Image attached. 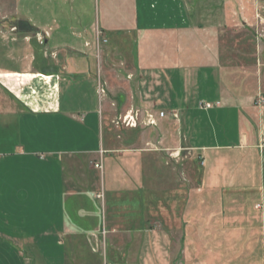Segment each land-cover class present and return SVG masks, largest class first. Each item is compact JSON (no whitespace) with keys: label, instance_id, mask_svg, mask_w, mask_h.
<instances>
[{"label":"crops","instance_id":"1","mask_svg":"<svg viewBox=\"0 0 264 264\" xmlns=\"http://www.w3.org/2000/svg\"><path fill=\"white\" fill-rule=\"evenodd\" d=\"M60 1L25 0L21 13V0H0V264H188L184 240L199 197L204 263L230 264L220 259L222 250L240 246L241 232H252L248 240L261 237L264 196L248 205L235 193L251 184L264 188V108L235 106L226 97L216 77L218 32L254 20L264 0H94L92 20L91 0ZM53 3L73 7L70 27L59 9L47 15L44 7ZM125 37L134 39L133 61L123 66L135 81L134 112L149 111L158 123L144 98L147 72L171 70L173 85L200 84L199 104L215 105L199 109L207 144L188 139L196 103L186 108L190 100L175 89L166 113L184 122L182 138L174 120L167 122L174 128L169 143L155 129L150 134L164 136L158 145L112 147L110 136L103 138L99 84L112 74L106 57L113 49L98 47L100 39ZM214 118L234 120L235 143H219L216 129H207ZM179 162L182 175L171 169ZM251 167L257 175L250 179Z\"/></svg>","mask_w":264,"mask_h":264},{"label":"rangeland","instance_id":"2","mask_svg":"<svg viewBox=\"0 0 264 264\" xmlns=\"http://www.w3.org/2000/svg\"><path fill=\"white\" fill-rule=\"evenodd\" d=\"M57 1V0H54ZM91 7L88 8L87 11L88 15H91V20L93 19V11H94V0H91ZM62 1L56 2V4L61 3ZM55 4H50L49 6H45L44 9L48 12V16L56 15L58 12ZM20 12H25V0H21ZM72 6L66 5V7H62L59 9L60 12L65 15L66 19V28L70 27L69 20H72L73 13H72ZM38 9H43V7H39ZM62 9L64 12H62ZM76 9V8H74ZM260 9V8H259ZM35 10V8H34ZM261 11V15H257V12ZM59 12V14H61ZM86 14V19H87ZM172 17V16H171ZM73 23V22H72ZM75 25V24H72ZM90 22H84L82 27L84 29L88 28ZM170 25H174L172 21ZM76 27V26H75ZM75 32L74 29L69 30L70 33ZM219 62L218 67L216 69V77L221 85L223 92L226 94V97H230L233 99V104L235 106H245V108L249 107H258L256 106V101L258 98L263 101L264 105V10L261 8L260 10H256L254 14V20L251 18V21L248 23H244V21L240 20L239 23H229L225 25H221L219 32ZM134 39L132 37H125L124 39H113L112 41H108L105 43L103 40L100 39V47H98L100 52L108 51L113 49V53H110L105 56L103 55V61L105 57L107 60L112 59L113 61L107 62V65H110L112 72L110 78L105 77L100 78L99 84V93L102 99V133L103 138L106 137V134L110 136V140L108 143L112 147H118L119 145H125L127 148L131 147H140L141 144L149 142L150 144L158 145L161 141V137L155 133H151L153 129H155L159 133L165 132L166 136L170 130H174V128L168 125L169 120L176 121L177 116L175 115L172 119L167 116L166 113L168 109V102H171L172 94L171 92L176 90L181 96L185 99L187 98L190 100L191 106L186 104V108H193V102L196 103L195 111L197 115L187 121V133L188 139L193 137L198 142L205 143L209 133L204 136V128L206 129L205 123L203 118V113L199 111L201 108L200 101H202V97H199V94L203 92L204 86L201 87L200 84L197 86L194 83H191V86H186L183 81H179V85L175 86V82H173V73L171 70H161V69H154L153 71L147 72L150 77L151 83L149 84L150 88H146V92L144 94L145 100L148 102L150 101L154 115L158 123L154 122L151 125L149 123L150 118H153L151 112H145L144 114H138L134 112L136 109H139V104L137 103L136 94L134 89L135 81L130 76V80L128 79V71L125 66V63H132L133 61V45ZM98 51V53H100ZM121 66V67H120ZM107 76V75H106ZM157 76H159L158 79ZM134 77V76H133ZM154 77V78H153ZM129 81L133 86L128 87L127 84L123 81ZM160 80V81H158ZM184 80V78H183ZM158 81V82H157ZM134 82V83H133ZM175 84V85H173ZM194 84V85H193ZM183 85V86H182ZM155 86V87H153ZM216 87H214L215 89ZM202 89V90H201ZM149 92H153L151 95H147ZM174 94V93H173ZM175 95V94H174ZM214 96H207V101L211 100L210 98L216 97L217 91L212 94ZM121 100H120V97ZM205 97V96H204ZM240 99V103H239ZM235 100V101H234ZM121 101V102H120ZM210 102V101H209ZM179 104H177L178 106ZM213 105V103H212ZM262 107L264 108V106ZM180 106V105H179ZM141 107V106H140ZM200 107V108H199ZM215 107V105H213ZM141 109V108H140ZM133 111V114H131ZM161 111V112H159ZM159 112V114H158ZM160 113H163L165 117H160ZM134 116L136 119V127L130 126V121L126 119V117ZM145 116V119L142 117ZM160 118V119H159ZM164 118V119H163ZM126 119V120H125ZM162 119V120H161ZM258 119V117H256ZM176 121V128L175 131H179L180 137L182 138V126L184 127V122ZM220 121V120H218ZM255 121V120H254ZM257 122V121H256ZM213 123L206 125L208 126L207 129H216V132L219 136V143H235L237 139V130H236V123L231 118H226L223 121L217 122L214 118ZM218 123V124H216ZM235 123V124H234ZM247 123L250 124V121ZM220 125V126H219ZM256 123L252 122V126L250 128H254ZM204 126V127H203ZM214 126V127H213ZM172 127V128H171ZM249 128V129H250ZM251 128V132L252 131ZM149 129V130H148ZM258 129V128H257ZM256 130V128H254ZM155 131V132H156ZM149 132V133H148ZM197 134V135H195ZM206 134V133H205ZM211 136L215 135L216 133L211 130ZM165 136V137H166ZM105 141V139H104ZM164 141V140H163ZM170 137L169 135L165 138V142L169 143ZM261 145L264 146V137L261 138L260 141ZM200 144V143H196ZM161 149L168 148L160 145ZM161 151V150H160ZM159 154V152L157 151ZM183 152H179L180 157H182ZM160 154L163 158L166 159L168 163L169 159V151L166 149L165 151H161ZM169 156V157H168ZM179 156L177 157L179 160L182 159ZM242 158V157H240ZM184 162V161H183ZM179 162L177 165L171 164V169L176 170L178 175H182V169H185V163ZM199 160L194 163L199 168L198 164ZM194 175H198V170L196 167H193ZM247 173L250 176V179L257 172L253 169V167L247 169ZM196 184L193 183V188L196 190ZM262 187L258 186L253 188L251 184L247 189L236 190L235 196L239 199V203H245V201L252 205L253 199L259 200L262 203L261 199L259 198L264 196ZM264 210L260 212L263 214ZM192 219H189L188 222L191 225V229L187 230L185 248L189 251V255L191 261L188 264H205L204 263V197L197 198L193 200L192 203ZM255 213V212H254ZM259 214V213H258ZM185 231V230H184ZM261 237L255 236L253 240H248V237H253L252 232H241V240H248L246 244L242 242V244L238 247H233L230 249L229 247H225L222 252L223 256L220 258L221 260L228 259L230 264H263L261 263V259L259 257L264 256V219L263 215L261 218ZM258 231V233L260 232ZM178 264V263H176Z\"/></svg>","mask_w":264,"mask_h":264},{"label":"built area","instance_id":"3","mask_svg":"<svg viewBox=\"0 0 264 264\" xmlns=\"http://www.w3.org/2000/svg\"><path fill=\"white\" fill-rule=\"evenodd\" d=\"M263 101H261L259 98H258V100L256 101V105L258 106V107H262V105H263V103H262ZM264 106V105H263ZM212 107V105L211 104H208V103H203L202 105H201V108H203V109H209V108H211ZM175 115L173 114V117H174ZM160 117H164V114L163 113H160ZM126 119H128V121H130V126L131 127H136V119H135V117L134 116H130V117H126ZM125 119V120H126ZM149 123L152 125L154 122H153V120H152V118H150V121H149ZM94 168H96V169H98V170H101V164H95L94 165ZM98 198H99V196H98ZM257 207H259V206H257ZM103 264H113V263H110V262H107V261H104L103 262Z\"/></svg>","mask_w":264,"mask_h":264}]
</instances>
